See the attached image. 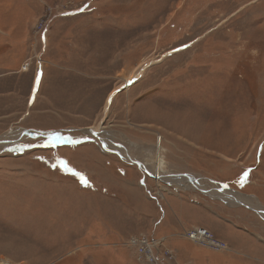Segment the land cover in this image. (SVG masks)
<instances>
[{
	"label": "rangeland",
	"instance_id": "374dc122",
	"mask_svg": "<svg viewBox=\"0 0 264 264\" xmlns=\"http://www.w3.org/2000/svg\"><path fill=\"white\" fill-rule=\"evenodd\" d=\"M13 131L0 264H139L138 234L177 264H264L238 203L264 209V0H0V137ZM195 225L228 250L189 242Z\"/></svg>",
	"mask_w": 264,
	"mask_h": 264
},
{
	"label": "built area",
	"instance_id": "2783aa9c",
	"mask_svg": "<svg viewBox=\"0 0 264 264\" xmlns=\"http://www.w3.org/2000/svg\"><path fill=\"white\" fill-rule=\"evenodd\" d=\"M41 26L40 31L43 30ZM184 237L194 244L208 247L215 251L228 250L225 241L217 238L209 229L195 225L184 230ZM165 238L153 235H132L126 241V245L133 250L134 258L139 264H177V255L174 250L164 244ZM180 264H192L189 261Z\"/></svg>",
	"mask_w": 264,
	"mask_h": 264
},
{
	"label": "bare ground",
	"instance_id": "6f19581e",
	"mask_svg": "<svg viewBox=\"0 0 264 264\" xmlns=\"http://www.w3.org/2000/svg\"><path fill=\"white\" fill-rule=\"evenodd\" d=\"M127 83L129 84V83H131V79L129 78H127ZM21 131V130H20ZM23 131V130H22ZM94 132V131H93ZM4 134V133H3ZM19 137H20V135H18L17 134V132H12V133H7V134H5L2 138L0 137V145L1 146H5L4 144H6V143H8V142H10V141H14V140H17V139H19ZM161 137H159V139H160ZM105 144H106V146L109 148V147H112V145H113V141L112 140H108V141H106L105 142ZM136 149H138V147L137 146H135V145H133ZM156 147H158L157 146V144H153L151 147H147L149 150H155V148ZM133 148V147H132ZM136 152H139L138 150H136ZM127 156V155H126ZM142 161H145V159L144 158H142ZM145 163L146 164H148L147 163V161H145ZM149 165H147L146 167H148ZM146 169V168H145ZM147 170V169H146ZM150 173H153V174H155V179H156V177H159V176H161V177H163L162 175L164 174V173H161L160 172V170H158L157 168H156V165H155V167L154 168H152V169H150V170H148ZM174 177V176H173ZM161 179V178H160ZM159 179V180H160ZM157 180V182H159V180L158 179H156ZM192 180H190V179H183V181L181 182L180 180H179V185L181 186V187H191V185H190V182H191ZM178 185V186H179ZM237 193V192H236ZM238 195H241V194H239L238 193ZM238 203H239V201H238ZM260 212H262V213H264L262 210L260 211Z\"/></svg>",
	"mask_w": 264,
	"mask_h": 264
},
{
	"label": "crops",
	"instance_id": "0c3cea01",
	"mask_svg": "<svg viewBox=\"0 0 264 264\" xmlns=\"http://www.w3.org/2000/svg\"><path fill=\"white\" fill-rule=\"evenodd\" d=\"M244 195H247V196H251V197H254L252 194H245V193H243ZM243 195V196H244ZM246 196V197H247ZM250 197V198H251ZM241 202V201H240ZM244 202V201H243ZM245 204H247V205H251V206H253V207H256V208H258V207H262L261 206V204L259 205V204H255L254 202H251V203H247V202H244ZM263 208V207H262ZM262 209L261 208H259V211H261ZM244 211L245 212H243V219H247V221L248 222H243V226L244 227H246L245 225H247V223H250V226H256V227H254L253 229L255 230V234H254V236H257L260 240H263L264 241V236H263V234H262V232H260V229L258 230V227H257V224H258V222H256L255 223V221H257V216L256 215H258L254 210H251V209H248V208H245L244 209ZM247 212V213H246ZM236 215V214H235ZM236 217H238V216H236ZM245 221V220H244ZM247 228V227H246ZM248 229V228H247ZM256 232H258V233H256ZM235 250H237V249H235ZM246 251V252H245ZM248 252V253H247ZM243 253L245 254V253H247L246 254V256H248L249 254H257V253H255V251L254 250H251V251H249V250H243ZM244 260V259H243Z\"/></svg>",
	"mask_w": 264,
	"mask_h": 264
},
{
	"label": "water",
	"instance_id": "95a60500",
	"mask_svg": "<svg viewBox=\"0 0 264 264\" xmlns=\"http://www.w3.org/2000/svg\"><path fill=\"white\" fill-rule=\"evenodd\" d=\"M22 130L24 131V134L28 135V136H32L33 134H41V133H48V132H56V130H49V131H42V130H37V129H25V128H22ZM87 130H89L90 132V128H87ZM92 133V132H91ZM92 134H95L94 132ZM1 135V134H0ZM96 135V134H95ZM182 174H185V175H188L186 173H182ZM241 204V206H244L245 208H248V209H251V210H254L255 212L259 213V207L256 208V207H253L251 205H247L245 204L244 202H239ZM262 211L264 212V209L261 207ZM260 214V213H259Z\"/></svg>",
	"mask_w": 264,
	"mask_h": 264
},
{
	"label": "snow or ice",
	"instance_id": "6c2138e0",
	"mask_svg": "<svg viewBox=\"0 0 264 264\" xmlns=\"http://www.w3.org/2000/svg\"><path fill=\"white\" fill-rule=\"evenodd\" d=\"M54 138L58 141H61V142H68V143H72V144H75V143H78L79 141L77 140H74L72 137H64V136H61L60 134H54ZM251 170H249L250 172ZM244 177H247L248 176V172H245L244 174ZM225 187H227V185H225Z\"/></svg>",
	"mask_w": 264,
	"mask_h": 264
},
{
	"label": "trees",
	"instance_id": "16d2710c",
	"mask_svg": "<svg viewBox=\"0 0 264 264\" xmlns=\"http://www.w3.org/2000/svg\"><path fill=\"white\" fill-rule=\"evenodd\" d=\"M189 242H190V240H188ZM191 243H193V242H191Z\"/></svg>",
	"mask_w": 264,
	"mask_h": 264
}]
</instances>
